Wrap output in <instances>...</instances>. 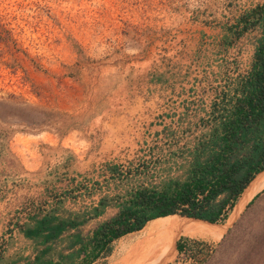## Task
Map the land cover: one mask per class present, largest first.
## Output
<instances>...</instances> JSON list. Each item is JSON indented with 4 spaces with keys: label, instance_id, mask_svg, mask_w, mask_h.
Masks as SVG:
<instances>
[{
    "label": "rangeland",
    "instance_id": "rangeland-1",
    "mask_svg": "<svg viewBox=\"0 0 264 264\" xmlns=\"http://www.w3.org/2000/svg\"><path fill=\"white\" fill-rule=\"evenodd\" d=\"M248 2L0 0V264L32 257L18 224L64 187L70 209L106 195L86 231L130 187L183 171L207 102L250 61L255 29L221 40ZM156 264H264V187L218 239L178 234Z\"/></svg>",
    "mask_w": 264,
    "mask_h": 264
},
{
    "label": "trees",
    "instance_id": "trees-1",
    "mask_svg": "<svg viewBox=\"0 0 264 264\" xmlns=\"http://www.w3.org/2000/svg\"><path fill=\"white\" fill-rule=\"evenodd\" d=\"M222 29V43L255 29L251 58L207 102L204 117L198 118L203 129L185 147L183 171L130 187L112 203L116 211L86 231L82 226L108 205L106 195L81 210L70 209L62 201L72 197L75 186L64 187L49 207L29 212L18 224L31 242L32 257L18 263L17 256L2 264H96L110 253L114 239L151 219L184 218L172 216L177 214L209 222L227 218L247 185L264 175V0H249ZM115 166H109L111 173ZM176 236L152 243L153 254L149 259L151 253L146 254L141 264L167 257ZM186 239L175 240V248L180 250Z\"/></svg>",
    "mask_w": 264,
    "mask_h": 264
},
{
    "label": "bare ground",
    "instance_id": "bare-ground-1",
    "mask_svg": "<svg viewBox=\"0 0 264 264\" xmlns=\"http://www.w3.org/2000/svg\"><path fill=\"white\" fill-rule=\"evenodd\" d=\"M247 186L225 224L219 226L185 216H182L184 218L151 219L141 229L117 238L107 264H141L152 241L164 240L172 235L182 234L190 237L218 239L244 203L264 187V175L256 178Z\"/></svg>",
    "mask_w": 264,
    "mask_h": 264
},
{
    "label": "water",
    "instance_id": "water-1",
    "mask_svg": "<svg viewBox=\"0 0 264 264\" xmlns=\"http://www.w3.org/2000/svg\"><path fill=\"white\" fill-rule=\"evenodd\" d=\"M234 205V204H233ZM179 215V214H178ZM182 216V215H181ZM187 217V216H186ZM152 218V217H151ZM193 218V217H192ZM194 219H198V218H194ZM199 220H203V219H199ZM203 221H206V220H203ZM207 222H209V221H207ZM209 223H211V222H209Z\"/></svg>",
    "mask_w": 264,
    "mask_h": 264
},
{
    "label": "crops",
    "instance_id": "crops-1",
    "mask_svg": "<svg viewBox=\"0 0 264 264\" xmlns=\"http://www.w3.org/2000/svg\"><path fill=\"white\" fill-rule=\"evenodd\" d=\"M248 63H249V62H248ZM248 63H247V65H248ZM247 65H246V66H247Z\"/></svg>",
    "mask_w": 264,
    "mask_h": 264
},
{
    "label": "built area",
    "instance_id": "built-area-1",
    "mask_svg": "<svg viewBox=\"0 0 264 264\" xmlns=\"http://www.w3.org/2000/svg\"><path fill=\"white\" fill-rule=\"evenodd\" d=\"M198 243V242H197Z\"/></svg>",
    "mask_w": 264,
    "mask_h": 264
}]
</instances>
